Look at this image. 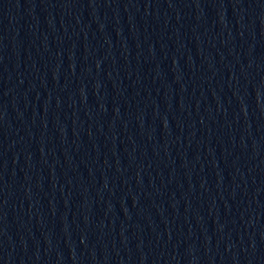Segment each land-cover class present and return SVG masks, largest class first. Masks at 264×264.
<instances>
[{"label":"water","instance_id":"95a60500","mask_svg":"<svg viewBox=\"0 0 264 264\" xmlns=\"http://www.w3.org/2000/svg\"><path fill=\"white\" fill-rule=\"evenodd\" d=\"M151 191L264 198V0H0V208Z\"/></svg>","mask_w":264,"mask_h":264}]
</instances>
